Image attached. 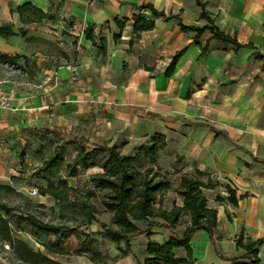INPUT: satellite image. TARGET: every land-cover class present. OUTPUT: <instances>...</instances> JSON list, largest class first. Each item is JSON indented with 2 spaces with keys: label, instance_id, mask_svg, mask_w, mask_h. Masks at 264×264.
<instances>
[{
  "label": "crops",
  "instance_id": "crops-1",
  "mask_svg": "<svg viewBox=\"0 0 264 264\" xmlns=\"http://www.w3.org/2000/svg\"><path fill=\"white\" fill-rule=\"evenodd\" d=\"M24 4L55 18L56 31L50 32L63 57L43 63L41 70L54 74L63 88L55 95L62 107L90 104L129 139L162 134L166 149L184 167L210 173L221 184L227 181L243 196L233 207L206 194L208 207L217 211L218 228L214 241L204 230L191 238L195 264L235 262L241 249L232 239L241 234L245 240H263L259 257L264 264V0H0V27H18L16 11ZM145 4L172 18H157L153 30L141 33L128 24L123 36L134 37L115 42L109 34L105 51L85 38L91 25L95 32L114 33L115 20L133 19ZM180 23L213 26L242 46L215 38L209 29L183 31ZM9 92L16 110L1 113L2 126L17 118L26 120L30 130L65 118L63 109L50 112L43 96L29 94L20 107ZM218 195L226 199L228 194ZM178 201L174 205L182 207L183 198ZM135 255L141 263L149 259L147 247L143 256Z\"/></svg>",
  "mask_w": 264,
  "mask_h": 264
},
{
  "label": "rangeland",
  "instance_id": "rangeland-1",
  "mask_svg": "<svg viewBox=\"0 0 264 264\" xmlns=\"http://www.w3.org/2000/svg\"><path fill=\"white\" fill-rule=\"evenodd\" d=\"M40 24L42 30L37 29ZM128 24L131 23L126 22ZM10 26L18 35L0 42V53L14 59L10 63L0 60V79L7 80L4 89L14 92L19 106L29 94L43 96L51 104L48 110L62 112L63 109L65 118L59 122L53 120L46 126L39 124L38 128L30 130L25 126L26 120L15 118L11 126H2L4 122L0 123V200L13 209L11 215L3 216L10 223L12 239L0 236V264H127L129 261H137L135 254L143 256L147 239L161 244L170 237L171 231L155 226L150 237L138 236L131 239L130 254L124 252V241H115L104 234L106 227H117L113 213L103 205L106 192L95 187L93 179V176L103 173L102 165L108 159V153L95 149L99 146L116 145L121 155L133 156L142 145H147L150 136L129 139L121 131L120 125L107 124V117L102 112L89 108L90 104L87 103L73 109L69 106L62 107V99L55 95L63 88L57 84L54 74H45L41 70L43 63L63 57L57 36L50 32L56 31L54 17L38 23ZM28 26L36 29L26 28ZM114 29V33L94 31L99 49L104 45L103 42H107L109 34L115 42L121 39L129 41V37H134L123 36V31L116 24ZM33 32L37 34L34 35ZM115 34L119 35L118 40L114 39ZM79 153L87 157L76 166V175L71 176L72 169L69 165H74ZM58 155L64 159L62 164L46 170L45 162ZM135 164L142 165L143 169L148 166L154 168L148 161ZM157 165L162 173H168L167 177L173 187L158 198L156 207L170 210V206L181 197L175 192L180 179V174L175 171H192L194 168L184 167L181 159L166 148L160 152ZM212 180L216 182L218 179L213 176ZM226 184L227 181H222V185ZM51 189L62 193L64 198H55L49 192ZM35 190L37 192L33 194ZM224 190L217 186L211 192L206 191V194L209 193V198L215 197L216 200L218 193ZM26 216H33L49 225L69 227L74 231L61 238L38 230L24 219ZM189 224V217L181 218L174 227L175 233L181 235ZM145 225V222L140 224L141 227ZM235 238L232 239L234 242ZM14 240L26 244L33 254L19 253ZM243 253L241 250L237 255ZM176 255L185 258L186 252L184 249H177Z\"/></svg>",
  "mask_w": 264,
  "mask_h": 264
},
{
  "label": "trees",
  "instance_id": "trees-1",
  "mask_svg": "<svg viewBox=\"0 0 264 264\" xmlns=\"http://www.w3.org/2000/svg\"><path fill=\"white\" fill-rule=\"evenodd\" d=\"M200 4V3H199ZM201 17L207 18L204 11V6ZM142 13L135 15L133 19H126L125 21L115 20V24L120 31L125 29L126 22L131 23L134 33H141L153 30L155 27V20L163 18L169 20L172 16L166 15L163 11H158L152 4L140 5L137 7ZM150 11V16L143 14L144 10ZM19 21L22 24H32L41 22L44 19L53 18L52 15L46 13L32 4H24L17 8ZM183 31H196L198 33L207 29L211 30L214 37L226 42L235 44L237 47L242 45L236 40L224 33L220 32L213 26L192 27L185 26L180 23ZM25 32V31H24ZM18 35L10 25L0 27V37L8 39ZM86 39L91 40L94 46H97L95 40L93 25L89 26L84 31ZM114 39L118 40L119 35H114ZM101 51L106 50L105 45L100 46ZM183 51L176 53L166 71L170 75L175 67L177 59L182 55ZM0 60L4 63H10L13 57L0 53ZM167 146L166 137L162 134H154L150 136L147 145H142L139 152L133 156L121 155L116 145L99 146L95 150L100 152H107L108 159L103 163V173L93 176L95 187L101 191H105V201L103 205L105 208L113 213L114 223L117 229L106 227L104 234L111 237L115 241L125 242V254L131 253L130 241L138 236L150 237L152 228L155 226L165 227L171 231L170 237L163 243H157L149 240L147 244V253L149 259L144 263L137 260L138 264H194L193 250L191 246V238L198 230L206 231L211 240H215L216 231L218 228L217 211L208 207V199L206 191L213 190L217 186H221L227 192L225 199L221 195H217V202H225L227 200L230 205L237 207L240 199L235 189L229 184L222 185L219 181L214 182L210 173L203 172L199 169L192 171H185L178 169L175 172L180 174L178 187L175 192L184 200L182 207L174 206L171 210H166L161 207H156L158 198L166 191L172 189L173 184L168 179V173H162V169L158 167L157 161L159 154ZM74 161V165H69L71 176L76 175V166L79 165L85 157L79 153ZM64 161L61 155L54 156L45 162L46 170L57 167ZM148 161L154 168L141 166L135 163H142ZM95 166V165H92ZM83 167H86L83 164ZM51 195L57 199L64 198L62 193L55 189L49 190ZM13 209L8 207L0 200V236L4 239L11 240L10 223L5 219L4 215H11ZM189 217L190 224L185 230L178 235L175 233L174 227L179 223L181 218ZM24 219L42 232L52 233L61 238H65L68 233L74 231L69 227L55 226L43 223L33 216H26ZM160 220V221H159ZM146 223L145 227H141V223ZM17 242V251L19 253L33 254L32 250L21 241ZM263 244L262 239L252 241L251 239H244L243 234L236 239L238 249L244 251L240 256L235 257L233 264H260L259 248ZM177 249H184L186 252L185 258H179L176 255ZM239 259H246V261H238ZM230 260V259H228Z\"/></svg>",
  "mask_w": 264,
  "mask_h": 264
},
{
  "label": "built area",
  "instance_id": "built-area-1",
  "mask_svg": "<svg viewBox=\"0 0 264 264\" xmlns=\"http://www.w3.org/2000/svg\"><path fill=\"white\" fill-rule=\"evenodd\" d=\"M143 14L146 16L150 15V11L149 10H144ZM68 69H70L71 71L75 72V68L73 65H68ZM51 79V77H49V80ZM7 83V80L5 79H0V123H1V113L2 112H6V111H15L16 109L13 107V97H12V93L5 90L4 86ZM37 191H33V194H35ZM235 239H238V237H236ZM9 247V246H7Z\"/></svg>",
  "mask_w": 264,
  "mask_h": 264
}]
</instances>
